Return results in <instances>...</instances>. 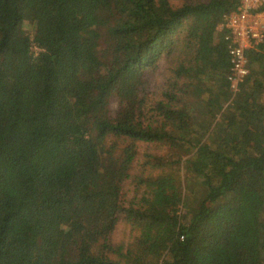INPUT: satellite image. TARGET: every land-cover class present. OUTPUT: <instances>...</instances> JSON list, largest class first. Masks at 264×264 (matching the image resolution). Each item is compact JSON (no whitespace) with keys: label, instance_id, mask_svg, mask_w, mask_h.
Returning <instances> with one entry per match:
<instances>
[{"label":"trees","instance_id":"16d2710c","mask_svg":"<svg viewBox=\"0 0 264 264\" xmlns=\"http://www.w3.org/2000/svg\"><path fill=\"white\" fill-rule=\"evenodd\" d=\"M0 1V264H264V41L234 93L217 30L237 0Z\"/></svg>","mask_w":264,"mask_h":264},{"label":"built area","instance_id":"2783aa9c","mask_svg":"<svg viewBox=\"0 0 264 264\" xmlns=\"http://www.w3.org/2000/svg\"><path fill=\"white\" fill-rule=\"evenodd\" d=\"M237 2L234 10L223 15V23L217 29L228 45L227 79L234 93L249 74L246 52L264 41V0Z\"/></svg>","mask_w":264,"mask_h":264},{"label":"rangeland","instance_id":"374dc122","mask_svg":"<svg viewBox=\"0 0 264 264\" xmlns=\"http://www.w3.org/2000/svg\"><path fill=\"white\" fill-rule=\"evenodd\" d=\"M171 2L173 5H176V6L180 4V0H171ZM3 16H4V11H3V7H2V3L0 1V18H2ZM152 88H154V85ZM156 91H157V89H155V90L152 89V93H156ZM113 108H115V106H113ZM231 113H232V110L230 111V114ZM145 149L146 148L144 146H140V148H139L140 153L143 154V151H145ZM148 153L152 154L155 157L166 156L165 149H163V148H150ZM145 160H146V158H143V156H141L142 162H140V163L142 164ZM170 170H171V168H164L163 170L153 168L152 170H149V174L150 175H157V174H160V172H169ZM127 198L133 199V194L129 193ZM113 239L115 242L121 241V240H124L125 242H129L132 239L130 227L127 226L124 222L120 221L119 224L117 225L115 231H114Z\"/></svg>","mask_w":264,"mask_h":264}]
</instances>
